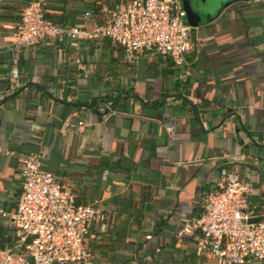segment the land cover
<instances>
[{
	"label": "crops",
	"instance_id": "obj_1",
	"mask_svg": "<svg viewBox=\"0 0 264 264\" xmlns=\"http://www.w3.org/2000/svg\"><path fill=\"white\" fill-rule=\"evenodd\" d=\"M41 1L50 20L90 27L124 0ZM26 3L0 0V208L15 209L22 156L42 153L106 214L89 227L90 264H216L175 235L223 168L264 210V1L193 0L201 20L180 64L128 59L107 38L50 36L13 52ZM15 244L0 214V264Z\"/></svg>",
	"mask_w": 264,
	"mask_h": 264
},
{
	"label": "built area",
	"instance_id": "obj_2",
	"mask_svg": "<svg viewBox=\"0 0 264 264\" xmlns=\"http://www.w3.org/2000/svg\"><path fill=\"white\" fill-rule=\"evenodd\" d=\"M90 15L85 11L83 18ZM191 30L181 0H124L90 27L56 23L45 16L41 0H27L10 49L17 53L50 36L107 38L122 46L128 59L154 54L180 64ZM42 159V153L22 156L15 209L0 208L16 237V250L8 251L2 264H90L89 227L106 214L98 200L79 202L74 188L45 169ZM249 191L243 179L221 169L213 189L204 194L201 211L183 223L176 238L189 236L195 255L216 264L264 262V210L250 206Z\"/></svg>",
	"mask_w": 264,
	"mask_h": 264
},
{
	"label": "water",
	"instance_id": "obj_3",
	"mask_svg": "<svg viewBox=\"0 0 264 264\" xmlns=\"http://www.w3.org/2000/svg\"><path fill=\"white\" fill-rule=\"evenodd\" d=\"M183 9L186 11L188 23L194 27L201 20L200 12L193 6V0H181ZM81 106L92 108L86 103H81ZM95 112H98L96 109H93ZM109 109H107L108 111Z\"/></svg>",
	"mask_w": 264,
	"mask_h": 264
}]
</instances>
